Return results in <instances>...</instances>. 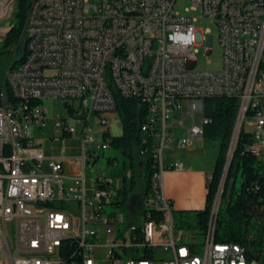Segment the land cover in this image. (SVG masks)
<instances>
[{
	"label": "built area",
	"instance_id": "2783aa9c",
	"mask_svg": "<svg viewBox=\"0 0 264 264\" xmlns=\"http://www.w3.org/2000/svg\"><path fill=\"white\" fill-rule=\"evenodd\" d=\"M191 1L188 12L199 11L218 27L219 70L197 69L200 49L206 57L214 53L213 36L199 34L197 16L176 12L177 0H31L25 33L33 63L6 74L5 82L14 84L16 106H7L0 96V264H97L94 254L101 249L112 264H249L238 244L215 241L224 178L202 246L184 239L183 230L175 227L161 180L165 170L185 168L178 161L164 163L171 144L185 149L204 139L208 97L238 100L225 171L233 138L242 130L251 134L252 153L264 163V0ZM8 3L0 0V25L10 20ZM31 23H41V31L30 33ZM71 32L87 33V49L63 42V34ZM113 89L148 106L141 129L152 139L158 171L146 204L156 205L162 219H143V231H133V225L122 229V216L109 218L106 208L119 188L112 176L103 173L87 188L86 168L98 162L101 150L111 148L104 135L117 115ZM48 100H63L65 114L50 115L44 105ZM95 116L103 127L101 141L93 135ZM188 118L193 123L187 128ZM47 129L80 137L82 155L74 159L78 173H66L72 159L49 158L36 144V133ZM180 129L186 135L176 138ZM21 156H28V164H20ZM97 227L105 229L111 243L100 244ZM70 235L82 236V245L69 247ZM65 251L75 252L67 260Z\"/></svg>",
	"mask_w": 264,
	"mask_h": 264
},
{
	"label": "trees",
	"instance_id": "16d2710c",
	"mask_svg": "<svg viewBox=\"0 0 264 264\" xmlns=\"http://www.w3.org/2000/svg\"><path fill=\"white\" fill-rule=\"evenodd\" d=\"M30 2L31 0H18L14 13L15 25H11L2 42L0 59L5 53L11 51L10 48H14L16 58L11 68L21 63L26 56L25 24ZM2 94L10 97L11 100L10 88L5 81H0V96ZM113 96L122 133L114 135L106 132L104 138H110L111 148L120 151L123 159L121 176L117 172L111 175L121 185L111 205L118 209L127 208L129 198L133 195L139 196L135 213L131 214L128 211L130 216L127 227L133 225L135 228L133 231H143L142 226L137 225L140 216L143 219L157 221L162 219L161 213L152 208L148 209L146 204L152 195V177L158 171V163L152 152V139L141 129L148 116V106L142 98L125 97L114 89ZM203 105V114L208 120V123L203 126V138L205 141H217L219 154L211 173L212 178L207 183L205 207L201 210H172L175 227L182 229L184 225L188 228L194 225L200 234L205 236L211 220L213 203L220 182L224 178L223 197L216 217L215 241L239 244L245 248L250 259L264 264V163L252 153L251 134L242 130L233 149L227 173L225 166L238 116V100L234 97H208ZM145 139L149 142L144 143ZM142 152L144 154H141ZM115 160L110 158L108 163ZM239 175L242 183L237 188L236 182ZM170 204L172 206L171 201ZM138 237L141 235L139 234ZM70 244L73 243L68 242L69 247H71ZM74 248L76 247L73 246ZM72 252L75 251H65L64 256L67 260ZM145 256L150 257V254Z\"/></svg>",
	"mask_w": 264,
	"mask_h": 264
},
{
	"label": "rangeland",
	"instance_id": "374dc122",
	"mask_svg": "<svg viewBox=\"0 0 264 264\" xmlns=\"http://www.w3.org/2000/svg\"><path fill=\"white\" fill-rule=\"evenodd\" d=\"M92 4L98 2V0H89ZM193 6L191 0H177L175 4V11L182 14V15H190V16H197L198 20L195 22V27L198 30L199 34L201 36H213V48L214 53L213 55L206 57L204 54L203 49L199 50V53H197L196 57L198 59V65L197 69L199 70H219L222 68V49L219 45V41L217 38V32L218 27L215 22L212 20L206 19L201 17V13L199 11H193L190 10L187 11L189 8ZM11 25H15V20L12 16H10V20L7 22H3L0 26H2L3 30L0 32V40H4L6 35L4 36V32L8 30ZM206 44V42H205ZM3 44L0 41V49H2ZM10 52L5 53L2 58L0 59V81L4 82L6 78V74L8 72V69L10 65L12 64L13 60L16 58V54L13 51L14 48H10ZM44 105L49 109V114H53L56 112H59L61 114H65L66 108H65V102L63 100H48L44 103ZM194 117L196 118V124L200 125L201 123V114L195 113ZM99 118L98 117H92L91 118V125L93 128V135L96 136L98 141L102 140L101 137V131L103 127L99 124ZM192 120L188 118L186 120V127L192 126ZM78 127V126H77ZM111 133L114 135H121L122 130L120 126V120L119 117L116 115V118L111 122L110 126ZM186 135L185 129L177 130L176 138H179L181 136ZM35 142L37 145H39L45 155L49 158H60V157H66L69 159H72V161L68 164V166L77 167L78 163L74 160L79 158L82 155V149H81V139L78 136H73L70 138H62L61 135L58 132L51 131L50 129L47 130H40L36 133L35 136ZM173 148V154H177L179 152H182L180 149H176L174 144H171ZM187 151H190L193 155H195V159L199 162V164L206 165L208 168H213L217 159V156L219 154V143L217 141H205L204 139L194 140L192 146L188 147ZM168 157V150L164 151V163H166ZM116 159L115 165H109L108 159ZM122 155L120 151L108 148L106 150L100 151V159L97 163H95L92 167H87L85 170V176L87 178V188L91 190L93 180H95L97 177H101L103 173L107 174V177H111L112 173H118L119 176H121L122 173ZM67 166V167H68ZM242 183V178L240 175L237 178L236 186L239 188ZM118 186L120 187V183L118 182ZM147 205L148 209L150 208ZM107 212L110 213H116L119 216L123 217L124 225H122V228H126L128 224V219L130 214H128V209L122 208H113V207H107ZM130 213V212H129ZM133 224L136 225L135 222ZM137 225L142 226L143 225V218L140 216V220L137 223ZM90 229V226H88ZM97 229L101 233L100 238V244H109L112 241L111 237H107L105 234V229L103 227H97L94 228ZM184 232V239L186 237L191 238L188 241L189 242H196L197 245L202 246L205 242V236L200 234L199 230L193 225L192 227L188 228L186 225L182 228ZM3 228L0 224V237H3ZM104 251L99 250L94 254L95 257H97V264H112L110 259L105 256ZM0 259H3L0 255Z\"/></svg>",
	"mask_w": 264,
	"mask_h": 264
},
{
	"label": "crops",
	"instance_id": "0c3cea01",
	"mask_svg": "<svg viewBox=\"0 0 264 264\" xmlns=\"http://www.w3.org/2000/svg\"><path fill=\"white\" fill-rule=\"evenodd\" d=\"M193 142L188 147L192 146ZM188 147L180 149L182 152L177 154H173V148L168 149L166 163L178 161L183 163L185 168L180 171L167 169L162 174V192L171 201L173 210L177 211L201 210L205 207L207 183L213 170L199 164L195 155L187 151ZM67 166L68 175L80 171L79 165Z\"/></svg>",
	"mask_w": 264,
	"mask_h": 264
},
{
	"label": "bare ground",
	"instance_id": "6f19581e",
	"mask_svg": "<svg viewBox=\"0 0 264 264\" xmlns=\"http://www.w3.org/2000/svg\"><path fill=\"white\" fill-rule=\"evenodd\" d=\"M18 0H9L8 5H6V16H12L14 18V13L16 10ZM3 28V27H2ZM3 30V29H2ZM37 31H41V23H31L30 25V33H37ZM8 33V30L4 32V36ZM63 42H78V48L80 49H87L88 45V35L84 32H71V34H63ZM27 45V43H26ZM33 63V54H26L24 60L21 63L16 65L15 67H19V70H26L30 67V64ZM10 88L11 93V100L10 97H6L5 101L7 102V106H16V96L13 95L14 91V84L12 82H6ZM239 138H233V149H235L236 144ZM20 164H28V156H21L20 157ZM116 164V162H115ZM129 175V174H128ZM152 191L154 192V180L152 179L151 182ZM152 209L156 210V205L149 206ZM148 218L150 217V212L148 213ZM109 218H118L116 213H110ZM135 228H133L134 230ZM143 229V225H142ZM68 242H72L75 245H82V236L79 235H70L68 236ZM238 248L241 250V257L242 259H246V262L249 264H256V260L250 259L246 254V250L243 246L238 244Z\"/></svg>",
	"mask_w": 264,
	"mask_h": 264
},
{
	"label": "water",
	"instance_id": "95a60500",
	"mask_svg": "<svg viewBox=\"0 0 264 264\" xmlns=\"http://www.w3.org/2000/svg\"><path fill=\"white\" fill-rule=\"evenodd\" d=\"M12 65H10L8 71L11 69ZM6 79V78H5ZM4 98L6 99V95H4ZM231 160H232V157L230 158L229 160V164H228V169H227V173H228V170L230 168V164H231ZM212 176L210 175L209 177V180H211ZM224 184H225V181H224ZM222 197H223V191L221 192V195H220V203L218 204V207H217V213L219 212V209H220V204H221V200H222ZM139 200V196H136V195H133L129 198L128 202H127V209L128 211L131 213V214H134L135 213V210H136V204Z\"/></svg>",
	"mask_w": 264,
	"mask_h": 264
}]
</instances>
